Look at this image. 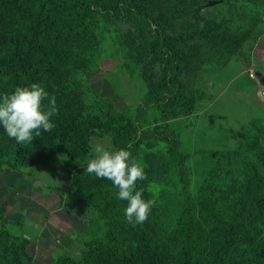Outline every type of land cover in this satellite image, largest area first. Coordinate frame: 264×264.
<instances>
[{
	"label": "rangeland",
	"instance_id": "obj_1",
	"mask_svg": "<svg viewBox=\"0 0 264 264\" xmlns=\"http://www.w3.org/2000/svg\"><path fill=\"white\" fill-rule=\"evenodd\" d=\"M34 1L7 0L30 26L27 61L42 52L49 63L40 67L34 57L18 69L31 74L29 78L42 76L57 111L63 106L53 115L58 118L50 117L55 127L46 132L60 150L45 153L44 162L31 165L18 160L16 153L1 157L0 264L77 260L107 239L110 229L104 215L97 214L72 185L74 170L94 158L97 143L109 151L136 150L137 163L146 174L139 190L145 200L156 202L155 216L118 232L114 252L120 255V264H145L142 254L158 264L163 237L171 233L165 225L166 211L174 213V206H161L184 199L180 177L195 194L208 172L210 176L220 171L239 148L264 151V133L257 134L264 126V85L256 76L264 74V0H111L118 3V10L127 4L133 13L127 20L142 19L145 33L134 21L77 4L76 19L66 15L58 21L54 38L49 34L51 15L45 10L49 0H40L42 9L33 8ZM104 1L109 7V0ZM147 31L179 40L172 49L179 59L176 100L145 104L148 90L164 82L158 40L150 39ZM13 35L8 23L0 35V54L9 65H13L9 52H19ZM144 131L155 136L143 137ZM170 131L180 139L179 150L190 151L186 170H178V160L165 156L171 141L160 139L165 135L171 140ZM137 140H142L138 146ZM33 141L38 149L37 137ZM13 144L16 149L18 143ZM65 146L80 152L79 157L68 155ZM227 234L216 233L211 245L214 262L233 252L234 246L225 241ZM261 241L264 232L255 243Z\"/></svg>",
	"mask_w": 264,
	"mask_h": 264
},
{
	"label": "trees",
	"instance_id": "obj_2",
	"mask_svg": "<svg viewBox=\"0 0 264 264\" xmlns=\"http://www.w3.org/2000/svg\"><path fill=\"white\" fill-rule=\"evenodd\" d=\"M49 2L50 5H45V10L49 11L51 15L49 34L51 33L53 38L56 36V23L62 21L64 16L69 15L73 21L76 19L74 8L77 4L86 9L102 10L105 15L112 14L113 18L118 20H127V17L133 15L127 4H122L118 10L116 7L118 3L111 0H109V7L106 6L104 0H49ZM32 5L35 9L43 8L40 0H35ZM58 13L62 14L57 15ZM56 16L59 17L56 19ZM24 19L21 11L14 8V3L7 2V0L0 1V35L7 29V24L11 23L13 36H15L13 37V46L19 48V52L17 49L9 52L13 65H9L7 58L0 54V97L12 93L16 87L27 86L34 82L41 84L45 91H48V88L43 84L42 76H40V80L34 78L33 75L29 78L27 75L31 74L23 73L21 72L23 69H18L25 66L26 62L28 63L34 57L33 63L39 61L40 67L47 66L49 63L42 52L30 55V59L27 61L29 42L33 36L30 26ZM127 21H134V24L142 30L139 32L145 33L142 19L134 17V20ZM146 33L150 39L158 40V54L164 61V82L160 87L148 90L144 98L145 104L149 105L152 102H160L165 99L176 100L180 92L176 78L179 72V59L172 54V49L179 40L160 31H154L152 34L148 31ZM32 72L30 71V73ZM46 73L50 74V71ZM38 74H43V71L39 69ZM62 109L63 106L57 113H60ZM50 120L53 122L52 118ZM260 126V124H255V128ZM146 133L154 135L150 131H144L143 137ZM263 133L264 126L258 129L257 134ZM169 134L171 140L165 135H162L160 139L171 141L165 156L178 160V170H186L185 161L189 159L190 151L187 150L183 154L178 148L180 139L173 131H170ZM37 139L38 149H35L33 140L32 143L18 144V147L14 149V139L9 138L3 127L0 126V159L16 153V158L26 162L25 165L38 164L45 161L42 158L45 153L60 150L55 146V138L50 137L43 130ZM141 142L142 140H137L135 145L138 146ZM256 142L259 143L258 140ZM64 150L75 159L80 155V152H75L68 146H65ZM129 151L137 162V151L131 149ZM261 162H264V151L255 152L245 149V147L239 148L234 159H229L227 163L219 167L220 171L215 170L211 172L210 176L208 172L195 194L189 188L186 179L181 176L184 199L170 205L164 202L161 206L164 209L174 206L175 214L172 211L170 214L169 210L166 211L165 225L171 227V233L163 237L164 253L158 264H264V241H261L260 245L255 243L264 232V164ZM86 166L83 164L74 170L72 185L77 193L94 207L97 214L104 215L103 220L108 223L110 233L105 241L99 242L102 244L94 246L81 258L74 260L63 257L56 264H120V255L114 252L117 243L120 242L118 232L127 227H133L124 219L123 209L127 202L117 198L115 195L117 189L113 187L111 181L103 179V182H100L94 175H88L84 171ZM141 184L142 181H137L136 190H139ZM226 201L230 204L225 205ZM161 207H158L159 211ZM155 215L156 209L152 207L149 216ZM218 231L228 232L225 241L228 245L234 246V249L228 257L214 262L216 257L211 245L214 243ZM153 237H155L154 234ZM139 241L138 238V245ZM146 244L149 245L145 242ZM158 245L159 242L154 247L156 248ZM153 252L156 254L154 248ZM141 258L143 262H146L145 264H153L147 255L142 254Z\"/></svg>",
	"mask_w": 264,
	"mask_h": 264
},
{
	"label": "clouds",
	"instance_id": "obj_3",
	"mask_svg": "<svg viewBox=\"0 0 264 264\" xmlns=\"http://www.w3.org/2000/svg\"><path fill=\"white\" fill-rule=\"evenodd\" d=\"M56 113L55 97L49 96L39 83L16 87L12 93L0 97V126L9 138L21 145L32 143L34 137H40L41 130L51 132L55 124L50 117ZM94 151L95 156L84 171L112 182L117 198L127 202L123 214L128 224L135 227L145 222L156 202L145 200L142 190H136L137 181L146 179L144 168L132 158L129 150L109 151L97 143Z\"/></svg>",
	"mask_w": 264,
	"mask_h": 264
},
{
	"label": "water",
	"instance_id": "obj_4",
	"mask_svg": "<svg viewBox=\"0 0 264 264\" xmlns=\"http://www.w3.org/2000/svg\"><path fill=\"white\" fill-rule=\"evenodd\" d=\"M213 2L208 3V5H212ZM256 76L258 78V80L260 81V83H262L264 85V74H262L261 72H256Z\"/></svg>",
	"mask_w": 264,
	"mask_h": 264
}]
</instances>
